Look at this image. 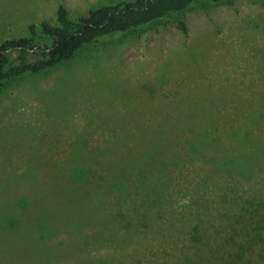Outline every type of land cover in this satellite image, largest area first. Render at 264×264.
Here are the masks:
<instances>
[{
    "label": "rangeland",
    "instance_id": "374dc122",
    "mask_svg": "<svg viewBox=\"0 0 264 264\" xmlns=\"http://www.w3.org/2000/svg\"><path fill=\"white\" fill-rule=\"evenodd\" d=\"M120 1L0 0V46L30 36L32 24H59L61 5L79 19ZM199 109L220 111L222 124L264 113V0H199L0 85V264H264L256 245L229 262L204 245L226 244L230 218L217 207L232 201L259 216L243 201L264 207L259 162L236 186L230 176L210 180L204 158H165L182 133L161 138L158 128ZM144 222L165 234L154 226L134 235L131 223ZM183 226L191 233L178 242Z\"/></svg>",
    "mask_w": 264,
    "mask_h": 264
},
{
    "label": "trees",
    "instance_id": "16d2710c",
    "mask_svg": "<svg viewBox=\"0 0 264 264\" xmlns=\"http://www.w3.org/2000/svg\"><path fill=\"white\" fill-rule=\"evenodd\" d=\"M197 1L199 0H122L115 4L93 8L79 19L71 18L67 7L61 5L58 9L59 24L44 20L40 30L36 24H32L30 36L7 39L0 46V85L19 76L41 72L70 60L80 49L102 36L143 27L165 18L171 12L185 10ZM212 1L221 2L222 0ZM179 114V117L187 118L188 124L183 123L178 117L176 120L166 119L167 121H163L158 128L157 136H161V138H168L167 136L174 131L182 133H177L176 137L172 138V142L168 141V145L174 149L169 151L167 148L166 151H169L165 157L167 160L175 162L176 160L171 158L172 155L178 156V152L181 151H184L192 160L204 158L212 164L206 168L210 180L215 182V175L222 180H228L230 176V179H237L236 186L247 182L243 172H253L257 169L253 166L252 161L254 159L259 162V170L264 168V113L258 112L255 117L249 115V118L246 119L247 123L241 124L239 122L222 124L218 121L222 118L220 111L214 110H181ZM234 116H236L235 119H238L236 113ZM260 121H263L262 125ZM258 123L259 126L256 129L259 131V135H255L261 136L262 139L255 140L254 127ZM187 126L193 129L192 136L188 134L184 136L183 133L185 132L182 131ZM194 135L195 137H193ZM177 137L179 140H175ZM184 138L188 139L184 141ZM208 138H210L209 142L213 143L209 148L207 146L205 152L206 143L201 144L200 142L202 140L208 141ZM152 144L153 142L131 141L129 146L139 151H146L154 146ZM166 145L167 143L162 145V152ZM214 148L216 150L213 152L211 149ZM169 155L171 159L168 158ZM122 168L133 169L130 164ZM128 169V179L133 182L136 179L135 172ZM81 174L87 175V172ZM220 185L209 187H225L226 184ZM243 201L246 204L255 205L253 207L260 211L259 216H256L257 213L250 217L248 212L243 211V208L248 210L247 206L235 205L232 201H229L225 207L219 206L213 211L216 215L230 218L231 229L225 237L226 244L213 245L205 242L204 245L209 249L215 246V249L222 250L221 257L226 262H229L228 260L233 256H244L246 251L255 245V250L264 251V207L254 204L253 201ZM202 213L204 212L202 211ZM135 224L131 223L130 227L133 228L134 235L138 234V231L147 233L148 229H152L154 226L158 228L160 226L159 232L165 234L166 226L163 224L151 225L145 222L141 225ZM187 229L188 227L183 226L180 232L175 235L176 237L180 236L178 242L183 241L181 238L185 233H191V230L187 231ZM244 238L246 239L244 240Z\"/></svg>",
    "mask_w": 264,
    "mask_h": 264
}]
</instances>
